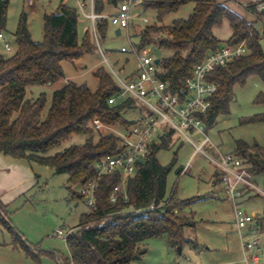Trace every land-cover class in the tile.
<instances>
[{"label":"trees","instance_id":"1","mask_svg":"<svg viewBox=\"0 0 264 264\" xmlns=\"http://www.w3.org/2000/svg\"><path fill=\"white\" fill-rule=\"evenodd\" d=\"M8 4L9 0H0V33L5 29ZM186 4L193 5L187 19L173 20L170 26L161 23L166 15ZM117 5L118 0H93V11L101 15L109 7L114 13ZM140 7L143 11H154L157 21L143 27L135 26L138 46H151L169 53L168 57L158 59L161 70L158 77L178 96L185 93L186 80L208 53L223 45L244 43L247 46L245 56L234 59L209 76V81L218 84L220 90L212 99V107L204 119L207 127L215 123L218 115L228 114L234 88L243 86L250 77L260 80L263 91L256 96L255 103L264 105V49L261 46L264 42V10L257 11L249 6L247 10L256 20L248 22L216 0H145ZM78 12L62 0L56 12L44 14L41 42L32 41L26 13L20 14L13 33L16 49L10 56L0 55V154L46 166L55 175H67V182L74 186L97 180L95 208L80 215L75 227L77 231L67 237L69 258L63 264H134L146 253L144 243L147 240L165 237L169 245L178 246L182 228L193 225L189 218L173 211V194L166 197L167 176L175 160L163 166L157 161L156 154L167 147L169 136L151 144L147 155L136 163V173L126 179L127 201L123 202L120 193L116 203L112 204L109 197L121 176L114 172L97 178L93 166L100 158L117 155L119 140L111 132L101 134L94 121L109 128L126 129L133 122L126 120L123 113L132 110L134 103L128 100L108 104V99L119 92L110 72L103 67L94 71L98 83L95 92L86 85L65 81L51 94L45 117L46 95L41 93L36 99L26 98L28 87L52 85L64 79L62 63L75 64L94 53L91 32L85 31L78 42ZM224 20L232 33L222 44L214 37L212 29ZM255 24L261 27V34ZM108 26L106 20L96 22L98 40L105 38ZM240 122H264V113L243 118ZM94 134H97V140H94ZM73 136L87 138L83 144L71 145L50 155ZM236 150L238 154L235 155L253 182L256 176L264 174V147L237 141ZM70 198L83 201L78 192H70ZM4 207L0 202V217L3 216L5 223ZM31 258L39 264L35 255L31 254Z\"/></svg>","mask_w":264,"mask_h":264},{"label":"rangeland","instance_id":"2","mask_svg":"<svg viewBox=\"0 0 264 264\" xmlns=\"http://www.w3.org/2000/svg\"><path fill=\"white\" fill-rule=\"evenodd\" d=\"M61 1L34 0V4L29 7L24 0H9L5 29L2 31L5 42L15 51L13 33L22 12L26 13L32 41L41 42L43 15L56 12ZM216 2L231 6L232 11L245 17L248 22L256 20L255 15L244 8L242 0ZM63 3L76 9L74 0H63ZM192 9V4H186L175 13L166 15L161 23L170 26L173 20L187 19L192 14ZM112 13L113 9L109 7L104 12L105 15ZM78 15V42H81L85 31L91 32L95 51L75 64L62 63L61 68L66 80L59 79L52 87L30 86L26 89L28 99H36L41 93L46 95L44 117L50 105L51 94L62 86V82L71 81L77 85H86L90 91L95 92L98 83L94 71L97 68L103 67L109 72V65L122 78L136 69V56L131 52H120L121 48L129 47L124 34L115 37L114 27L109 25L105 38L102 41L97 39L96 44L91 23L79 12ZM132 15L135 18L129 28L130 41L137 45L135 26H146L141 22L142 18H147L148 24L155 23L157 19L154 11H143L140 6L132 9ZM250 18H253V21H249ZM255 28L259 34L262 33L258 24H255ZM215 34L222 39L228 36L229 25L226 20L215 29ZM261 46L264 49L263 41ZM148 53L156 59L169 56L168 52L158 51L151 46L138 50V55ZM11 54L13 52L3 49V43L0 41V55ZM122 66L124 67L121 69ZM261 91L263 86L260 80L256 77L248 78L243 86L234 88V98L229 103L228 114L218 115L211 127L204 124L205 134L212 145L204 150L210 159L219 161L226 153L238 154L237 141L249 146L257 144L264 147V122H240L243 118L264 113V105L255 103V98ZM137 115V110L133 109L123 113V117L128 121ZM99 131L101 134L111 132L109 128L104 127ZM186 134L194 142L202 139V136L190 130L186 131ZM93 136L94 140H97V134ZM86 138L87 136H73L59 148L52 150L50 155L71 145L83 144ZM167 140V147L160 149L156 154L157 161L163 166L175 160L167 176L166 197L169 198L173 194V211L189 218L193 225L182 228V240L178 246L169 245L165 237L147 240L144 243L146 253L134 264H241V242L233 217L232 203L224 197L221 189L217 192L214 189L217 187L212 184L218 168L208 158L194 153L192 144L178 133L172 131ZM0 159V201L5 206V223L3 216L0 217V264H35L31 254L36 256L39 264H63V261L69 258L66 240L53 234L57 229L67 230L77 225L79 215L89 211L83 201L70 198V192L79 193V186L69 184L67 175H55L46 166L16 160L2 154ZM253 183L259 192L239 195L236 199L237 207L247 214L263 218L264 174L256 176ZM72 230L77 231L75 227ZM261 239L264 244V230Z\"/></svg>","mask_w":264,"mask_h":264},{"label":"built area","instance_id":"3","mask_svg":"<svg viewBox=\"0 0 264 264\" xmlns=\"http://www.w3.org/2000/svg\"><path fill=\"white\" fill-rule=\"evenodd\" d=\"M24 1L29 7L34 4V0ZM143 1L145 0H118L114 13L98 15L93 11V0H74L79 13L91 23L96 44V22L106 20L110 26L119 31L120 36L124 34L128 41V49L123 47L120 52H131L137 59L136 69L129 77H120L108 65L109 72L119 89L116 96L108 99V104L113 105L131 100L134 103L133 110H137L138 115L132 120V125L126 129L109 128L98 121H94L97 130L103 127L109 128L119 140V153L117 155L103 157L95 162L93 167L97 178L118 172L121 179L113 188L109 201L112 204L116 203L117 194L121 193L123 202H126V179L134 176L136 163L141 162L147 155L148 147L153 143L160 142L164 136H169L172 131L178 133L192 144L194 153H199L208 158L218 168L212 183L213 185L217 184L224 197L232 203L233 217L243 251V260L247 264H258L259 238L254 228L258 216L247 214L238 208L236 203V199L242 193L258 191V189L239 157L226 153L221 156L219 161H214L208 157L204 150L205 147L212 146L205 134L204 119L212 107V99L220 90L218 84L209 81V76L234 59L245 56L248 53L247 46L244 43L237 46L223 45L216 51L208 53L193 68L191 78L186 80L185 93L182 96L173 94L168 84L158 77L161 70L159 64H155L156 58L150 53L138 55V50L141 47L130 41L129 28L135 18L132 15V9L140 6ZM243 6L245 9L253 6L257 11H262L264 10V0H249ZM141 22L148 25L147 18H142ZM0 41L3 43L6 52L13 50L5 42L2 33H0ZM188 130L198 133L202 139L199 142L192 141L186 134ZM98 187L97 180L79 186V194L83 196V203L89 211L95 208L94 198ZM72 233L73 230L71 229H57L53 235L66 240Z\"/></svg>","mask_w":264,"mask_h":264},{"label":"crops","instance_id":"4","mask_svg":"<svg viewBox=\"0 0 264 264\" xmlns=\"http://www.w3.org/2000/svg\"><path fill=\"white\" fill-rule=\"evenodd\" d=\"M249 0H242V4H245V3H247ZM231 10H233L232 9V7L231 6H228ZM244 19H245V17H243ZM246 20V19H245ZM247 21V20H246ZM249 21H253V18H250V20ZM229 25V24H228ZM217 27H214L213 29H212V33H213V35H214V37L217 39V40H219V41H227V39H229V37L231 36V33H232V30H231V28H230V26H229V34H228V36L227 37H225L224 39H222V38H220V37H218L216 34H215V29H216ZM113 35L115 36V37H119L120 36V34L119 35H116V29L114 28V32H113ZM133 73V72H132ZM131 73V74H132ZM131 74H127L125 77H129ZM61 80H66V79H61ZM56 82H58V81H56ZM55 82V83H56ZM55 83L54 84H49V85H47L48 87H52L53 85H55ZM62 83H64V82H62ZM63 85V84H62ZM2 162V160L0 159V163ZM213 184V183H212ZM213 187H217V188H214L215 190H217V192L219 191V187L217 186V185H213ZM1 202V201H0ZM2 203V202H1ZM3 204V203H2ZM4 205V204H3ZM88 212V211H87ZM81 215V214H80ZM80 215H79V217H80ZM79 219V218H78ZM74 227H76V225L75 226H73V227H71V228H69V229H67V230H72ZM254 228H255V230H256V234H257V236H258V238H259V249H260V251H259V260H258V264H264V244H263V239H261V236L263 235V230H264V217L263 218H258L256 221H255V223H254ZM179 250V249H178ZM241 253H242V259L239 261L241 264H247L246 262H244V257H243V251H242V248H241Z\"/></svg>","mask_w":264,"mask_h":264},{"label":"water","instance_id":"5","mask_svg":"<svg viewBox=\"0 0 264 264\" xmlns=\"http://www.w3.org/2000/svg\"><path fill=\"white\" fill-rule=\"evenodd\" d=\"M116 35H119V31L118 30H116ZM155 64H157V65L159 64V60L158 59L155 60Z\"/></svg>","mask_w":264,"mask_h":264}]
</instances>
